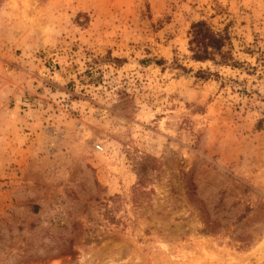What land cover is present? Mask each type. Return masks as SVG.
<instances>
[{"label": "rangeland", "instance_id": "rangeland-1", "mask_svg": "<svg viewBox=\"0 0 264 264\" xmlns=\"http://www.w3.org/2000/svg\"><path fill=\"white\" fill-rule=\"evenodd\" d=\"M0 264H264V0H0Z\"/></svg>", "mask_w": 264, "mask_h": 264}, {"label": "trees", "instance_id": "trees-1", "mask_svg": "<svg viewBox=\"0 0 264 264\" xmlns=\"http://www.w3.org/2000/svg\"><path fill=\"white\" fill-rule=\"evenodd\" d=\"M229 41V36L216 31L206 22L194 24L190 31V51L193 60L206 62L214 60L215 56L221 55L227 61V55L223 54V49ZM263 122L260 123L262 127Z\"/></svg>", "mask_w": 264, "mask_h": 264}, {"label": "built area", "instance_id": "built-area-1", "mask_svg": "<svg viewBox=\"0 0 264 264\" xmlns=\"http://www.w3.org/2000/svg\"><path fill=\"white\" fill-rule=\"evenodd\" d=\"M97 148H98L99 150H100V149H102V147H101V146H98Z\"/></svg>", "mask_w": 264, "mask_h": 264}]
</instances>
